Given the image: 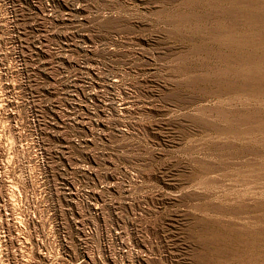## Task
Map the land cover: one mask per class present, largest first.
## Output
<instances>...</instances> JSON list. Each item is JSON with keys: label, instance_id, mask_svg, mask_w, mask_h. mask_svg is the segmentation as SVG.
Segmentation results:
<instances>
[{"label": "rangeland", "instance_id": "374dc122", "mask_svg": "<svg viewBox=\"0 0 264 264\" xmlns=\"http://www.w3.org/2000/svg\"><path fill=\"white\" fill-rule=\"evenodd\" d=\"M0 264H264V0H0Z\"/></svg>", "mask_w": 264, "mask_h": 264}]
</instances>
